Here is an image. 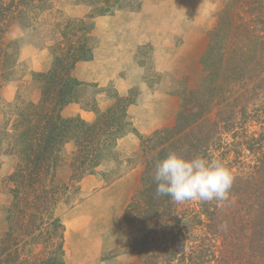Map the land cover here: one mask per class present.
I'll list each match as a JSON object with an SVG mask.
<instances>
[{"label":"trees","instance_id":"1","mask_svg":"<svg viewBox=\"0 0 264 264\" xmlns=\"http://www.w3.org/2000/svg\"><path fill=\"white\" fill-rule=\"evenodd\" d=\"M69 3L88 13L68 17L61 0H0V158L14 161L1 181L9 202L2 207L0 264H66L58 208L71 207L81 182L98 168L120 164L117 142L128 134L139 139L143 167L123 214L128 252L141 264H264V0H227L200 59L199 85L183 91L174 125L149 136L139 135L128 115L135 89L124 97L104 91L112 104L99 111L101 90L72 74L93 58V20L139 4ZM15 30L24 37L14 38ZM34 39L50 50L51 66L31 74L36 88L30 98L6 103L1 91L16 79L21 48ZM88 88L95 91L83 107L95 120L64 117ZM253 126L258 132L249 131ZM68 144L73 150L65 156ZM172 151L222 161L235 177L228 200L175 203L157 196L155 163Z\"/></svg>","mask_w":264,"mask_h":264},{"label":"rangeland","instance_id":"2","mask_svg":"<svg viewBox=\"0 0 264 264\" xmlns=\"http://www.w3.org/2000/svg\"><path fill=\"white\" fill-rule=\"evenodd\" d=\"M70 1L71 0H61L60 9L66 16L71 18H83L88 13V9L85 7L84 9L82 8L84 14L79 16L73 14L71 4L69 3ZM133 1L139 4L137 10H120L117 12H124L128 15L140 12V10H142L143 0ZM173 2L174 5H176L173 8V4L171 3L170 8H163L159 12L153 11L154 17L163 21H171L169 25H172L173 34L178 31L180 27L179 24L187 23L191 24L193 27L198 26L201 28L203 36L198 34L194 37L195 44L193 46V51L189 53V57L172 59V62L174 61L173 63H175L172 68V77L171 74H168V72L156 66V60L151 58L150 54L152 49L149 45L138 48L136 62L144 71L142 81L149 91L152 94L164 93L176 97L179 111L183 91L196 88L199 85L202 76L200 59L207 49L209 34L216 26L217 15L226 4L227 0H216L215 3H213L212 0H173ZM182 5L185 6V9L183 8L181 10L180 8ZM192 9L196 11H190ZM117 12L112 16L104 17H114ZM145 15L144 18L146 17ZM93 27L94 26H92L89 32V38L92 40L91 44L94 50L100 43V38L93 34ZM162 29L165 30L166 28ZM12 35L14 38L24 37L23 33L19 30H15ZM31 42L33 43H31L30 46L34 49H45L40 40L34 39L31 40ZM50 44L51 43L47 41L45 45L48 46ZM47 56L52 63V56L49 49H47ZM20 62L22 65L18 68L16 79L7 84L1 91V97L6 103L13 102L17 96L28 99L36 88V85L32 82L31 74L37 71H32L29 68L24 61V57L23 59L20 57ZM91 85L95 84L92 83ZM131 89L137 91V102L140 95L139 88L133 87ZM113 90L114 88L112 85H108L104 88V91H107L110 95ZM94 91V88L87 89V97L80 101L82 106L91 103ZM111 104L112 102L110 101L109 105ZM108 106H106V108ZM98 110L102 111L100 109ZM249 131L256 133L258 132V128L253 126ZM69 145L70 148L67 147V149H65V156H68L73 150V146L71 144ZM136 154L128 157L121 155L120 164L115 165L116 167L110 164L107 167L98 168L96 175H90L95 181L93 186L88 187L86 185V180L89 177L87 176L80 184V193L74 204L71 207L61 205L58 208L57 215L60 217L65 227L66 264H141L135 253L128 252L131 237L124 229L123 224V214L128 202L119 208L121 203L125 201L128 190L123 189L122 192L124 193L119 197L117 205L115 206L109 205L112 199H114L115 194H105L109 191V189L105 190V188L109 187L113 181L121 179L124 175L136 169L138 166L142 167L140 163L141 158L137 157ZM13 165L14 161L12 158L5 156L0 158V236L6 228L2 207L9 202L8 195H6L2 189L1 181L6 178ZM111 178L112 182L105 183L107 179ZM139 180L140 175H135L132 179V181L135 182V187L134 189L132 188V195L139 184ZM111 204H113V202Z\"/></svg>","mask_w":264,"mask_h":264},{"label":"crops","instance_id":"3","mask_svg":"<svg viewBox=\"0 0 264 264\" xmlns=\"http://www.w3.org/2000/svg\"><path fill=\"white\" fill-rule=\"evenodd\" d=\"M215 1L212 0L213 3ZM171 3L172 8L176 6L173 0H143L142 10L137 14L117 12L114 17L95 18L92 25L93 34L100 38V43L93 50L92 60L78 63L72 73L80 82L94 83L96 88L101 90L95 99L97 108L102 111L110 102L104 92L105 87L112 85L119 96H125L131 88L138 87L140 95L136 104L128 108V115L136 132L144 136L174 125L178 113V100L174 96L164 93L152 94L149 91L142 81L144 71L136 62L138 48L149 45L152 49L150 55L156 60V62L154 60L156 66L172 77V68L175 65L172 59L189 57L195 44L194 37L198 34L203 36L201 28L187 23L179 24L178 31L173 34L172 25H169L171 21L154 17L153 11L159 12L163 8H170ZM82 8L85 7L71 6L72 13L78 16L84 14ZM183 8L185 9L184 5L180 9ZM20 57L22 59L24 57L25 63L32 71L45 72L51 66L46 48L36 50L30 45H24ZM62 115L66 118L80 117L89 123L95 120V114L85 109L81 103L68 105L62 111ZM139 143L135 135L128 134L117 142V150L120 155L128 157L138 152ZM67 147L70 148V145H66V149ZM142 170L143 167L138 166L105 188V190L109 189L105 194H115L112 199L113 204L111 202L109 205H117L119 197L124 193L123 189L128 190V195L119 208L129 202L135 187L132 179L135 175L139 176ZM94 182L89 176L86 185L91 187Z\"/></svg>","mask_w":264,"mask_h":264},{"label":"clouds","instance_id":"4","mask_svg":"<svg viewBox=\"0 0 264 264\" xmlns=\"http://www.w3.org/2000/svg\"><path fill=\"white\" fill-rule=\"evenodd\" d=\"M234 179L231 171L218 159L200 155L189 159L174 151L155 163L153 174L157 196H168L175 203L226 201ZM221 227L226 229L227 224Z\"/></svg>","mask_w":264,"mask_h":264}]
</instances>
